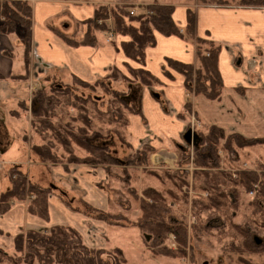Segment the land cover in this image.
Listing matches in <instances>:
<instances>
[{"label":"crops","instance_id":"crops-1","mask_svg":"<svg viewBox=\"0 0 264 264\" xmlns=\"http://www.w3.org/2000/svg\"><path fill=\"white\" fill-rule=\"evenodd\" d=\"M25 1L32 8L31 49L28 55L16 34H0V194L11 186L10 169L26 166L28 147L32 141L29 140L32 95L37 88L35 86L51 69L56 71L53 74L65 72L68 76L94 83L104 78L112 67L122 71L128 65L134 69L141 67L160 80L163 84L160 87L132 86L137 93L139 91L137 98L142 116H128L126 141L133 151L146 145L154 152L149 155L146 166L126 167L129 173L133 168L149 174V170L183 169L186 162L180 163L178 151H188L184 149L187 146L183 144L182 135L187 130L189 118L185 116L182 119L178 115L187 101L203 126L218 127L225 135L264 139V8L201 6L194 9L195 37L213 41L221 47L217 65L223 90L218 101H210L202 96L187 94L180 74L169 70L172 80L163 76L162 68L166 67L167 59L184 64L195 63L194 45L190 41L154 32L155 44L145 49L144 62L140 66L128 60L121 50V43L126 42L127 37H109L106 32H101L95 34L97 44L94 47H69L51 30L54 28L69 34L66 33L68 22L73 24L92 18L98 6L123 4L139 11L141 7L154 3L173 4V22L184 30L187 5L177 0ZM152 93H157L159 99H155ZM31 143L34 144V141ZM243 153L264 169V141L249 146ZM232 155L236 161L228 157V166L242 163L240 153ZM57 167L54 166L53 173L48 171L49 177H56ZM70 170L72 183L79 191L71 197L73 202L65 204L58 195H50L47 199V221L27 212L29 200L12 203L9 210L0 215V245H12L14 236L27 230L48 229L56 225L76 230L83 245L89 248H107L108 243L113 242L108 234L115 230V226H109L89 211L115 213L111 199L102 189L103 182L111 186L112 180L108 181L107 173L101 166L71 167ZM30 174V181L41 186L42 182L31 170ZM50 179L49 184H52ZM63 187L71 188L68 185Z\"/></svg>","mask_w":264,"mask_h":264},{"label":"trees","instance_id":"trees-1","mask_svg":"<svg viewBox=\"0 0 264 264\" xmlns=\"http://www.w3.org/2000/svg\"><path fill=\"white\" fill-rule=\"evenodd\" d=\"M177 2L184 5L196 2L204 7L264 8V0H177ZM31 10L30 3L26 1H1L2 21L0 23V34H16L23 41L26 56L28 55L29 45L31 43ZM131 10H133L132 7L123 4L98 6L92 18L76 22L77 26L85 28L82 33L74 30L70 34H65L54 28H51V30L69 47H94L97 44L95 34L109 30L106 21L110 17L112 18L113 34L115 36L128 37L126 42L121 43L123 54L128 60L140 66L144 62L145 49L155 44L154 32L163 36H175L190 41L194 45L195 63L184 64L167 59L166 67L162 68L163 76L168 80H172V75L169 72V70H172L183 77V87L187 94L202 96L210 101H218L223 90L217 65L221 47L213 41L195 37L196 15L194 10L190 8L186 10V26L184 30H181L173 22V4L161 5L154 3L146 7H141L139 11L137 10L136 15H130ZM126 67L132 79L126 78L114 67L110 69L104 78L98 79L94 83H87L75 76H69L73 85L85 87L91 92L101 89L105 95L110 97L107 103L108 106L105 112L102 113L97 111L95 107L96 103L92 102L89 97H80L68 87L62 86L63 88L61 90L51 85L46 90H43L42 87L39 88L32 95V103H36V108L32 114L34 118L33 128L35 133L39 137L41 136L40 138L43 141V138L51 140L46 143L43 142L39 146L32 145L31 149L35 155H38L44 161L55 162L58 161V158L52 151L54 143L63 144L65 147L73 144L83 150L86 155L84 158L75 157L71 149L68 148L69 160L71 162L97 164L99 166L115 165L117 159L113 157V151L106 147L108 142H101L99 146L95 145L97 141L103 140L105 137L102 136L101 132L98 131L99 129L97 130L93 123L96 122L99 124L104 122V124L110 126L107 130L108 134L128 150L126 154L127 158L122 162L124 163L123 168H121L122 172H124L122 174L123 179L121 180L122 184H124L122 186L127 192L132 193L136 198H140L134 188L130 187L129 177H123L124 175L126 176L125 168L129 166H146L149 155L154 151L146 145L133 151L126 141L125 131L128 126V116H142L139 98L136 96V99L135 94L131 95V92L134 91L133 87L136 85L152 88L160 87L163 84L158 78L141 67L136 69H132L128 65ZM193 75L195 78L194 87L192 86ZM1 79L2 76L0 75ZM119 80H121V83L127 85V92L119 89L116 90L112 86L118 84ZM185 108H190V102H185L183 110ZM69 109L79 112L78 116L68 118L67 122L61 125L58 121H63L67 117ZM164 110L166 111L165 108ZM178 117L182 119L186 118L182 113H179ZM76 123L79 124V127L75 128ZM205 127L207 128L205 129L206 131H199L198 133L200 140L198 145L193 147L194 162L197 164V167L204 166L205 158L201 154L204 152L214 154L218 146L220 144L222 145V142V147L227 151L226 155H230L233 152L239 153L240 150H245L249 145L264 141V139L262 141L246 139L239 135H225L223 130L215 126ZM98 128H101V126H98ZM243 142L248 143L247 146L243 145ZM178 153L180 155V163L186 162L189 152L178 151ZM210 156L212 157V155ZM213 158L218 160L216 155ZM168 172H172L173 177H176V180L180 183L182 179L180 175L182 176V172L177 170ZM13 174H9L10 188L0 194V215L6 213L12 203L23 202L26 198L31 197L30 200L27 199L29 200L27 212L30 215L47 221V199L50 190L34 186V184L30 185L25 180L15 178L12 176ZM238 179L239 184L246 191L258 181L255 174L244 172L239 175ZM260 184L262 190L259 191L258 197L264 203L263 173ZM142 195L150 199L151 203L148 205L142 203L140 205L141 215L129 227H135L141 232L149 231V234L153 235V255H162L160 251L155 250L158 246L163 245L168 234L175 235L178 242L182 244L180 246H183L184 231L182 227L166 223V216L170 207L166 197L153 188L144 189ZM168 197L173 201L172 195ZM116 198L121 200L122 203V199L118 194ZM181 198L183 199V197ZM122 205L123 203L118 206L121 208ZM228 206L229 204L224 206L213 205L210 201L207 206L202 207V212L205 214L209 213L208 210L211 209L222 210L221 207L227 209ZM89 211L94 213L97 219L105 221L110 226L120 228L128 227L123 225L126 222L124 220L126 219V215L122 212H126V210H119L116 214L98 212L92 209H89ZM207 219L210 218L208 217ZM199 222L201 224L195 229V234H202L210 230L209 226H206V222L201 220ZM232 229L238 234L240 242L238 245L231 244L230 248L223 246L221 248L223 258L230 260L234 258V261H237L239 264H264V261L261 263H251L245 259L246 256L258 253L260 256H264V239L254 235V231L249 232L245 226H232ZM221 233H223V229L220 230ZM254 237H258L261 240L260 245L255 243ZM235 238L237 239L236 235ZM178 254V252L167 251V255H173L174 257H177ZM8 261L9 264H127L122 251L118 248L88 249L83 245L80 235L74 230L60 226L48 229L45 234L27 230L15 236L13 253L0 252V263L4 264L8 263Z\"/></svg>","mask_w":264,"mask_h":264},{"label":"rangeland","instance_id":"rangeland-1","mask_svg":"<svg viewBox=\"0 0 264 264\" xmlns=\"http://www.w3.org/2000/svg\"><path fill=\"white\" fill-rule=\"evenodd\" d=\"M18 1L25 2V0ZM187 7L194 10L201 6L198 3L193 2L191 4H187ZM106 23L109 27V30L106 31V34L115 36L113 34L112 18L109 17ZM74 30H77L78 33H82L85 28L77 26L76 23L72 24V22H68V29L66 33L70 34L72 31L74 32ZM30 46L31 43L29 45V50L31 49ZM117 70L126 78L132 79L127 67H125L122 71L119 69ZM54 72L56 71H54L53 69L46 71V74L45 76H43L44 78H42V81H38L39 85L35 86V88H37L34 90L33 95L41 87L43 90H46L49 89L51 85L57 87L58 90H61L65 86L69 89H72L73 93L80 97H89L92 102L96 103L95 107L97 111H100L99 113L105 112L110 97L108 95H105V93L101 89H97L91 92L85 87L73 85V82L71 83V79L68 75H66L65 72H57L53 74ZM194 79L195 78L193 75V87L195 85ZM119 82L118 84L112 86H114L116 90L119 89L123 92H127V85L121 83V80H119ZM134 91V96L136 98V96L139 95V91L138 93L136 89H134ZM156 92H158V90H156ZM35 108L36 103L33 102L30 107L29 140L34 141V144L31 143L32 141L29 144L28 161L26 162L25 167L20 166L11 168L9 174L14 173L12 176L17 179L25 180L30 185L34 184V186L49 189L50 194L48 195V197L52 194H56L63 201V203L70 204L73 202L71 201V197L79 193V191L75 189L72 183L70 168L90 165L94 166L97 164H82L71 162L69 160L68 148L71 149V152L75 157L84 158L86 155L83 150L79 149L73 144L65 147V145L63 144L54 143L52 151L58 158V161L55 162L44 161L38 155H35L31 149L32 145L39 146L43 142L46 143L51 140L42 137L44 139L43 141L40 138L41 136L39 137L35 133L33 128L34 118L32 115ZM78 113L79 112L73 109H69L67 117L63 121L58 122L63 125L67 122L68 118L70 119L71 117H77ZM182 114L189 118L187 129H192L197 134L199 133V131H206L205 129L207 128L201 125L193 114L191 105L189 109L185 108V110L182 111ZM93 124L94 126H96L97 130L99 129L98 131L101 132L102 136L105 137L103 140L101 139L97 141L95 145L99 146V143L107 141L108 144L106 145V147L113 151L112 155L117 159L115 165H100L106 171L108 181L112 180L110 181L111 186L108 185V182H103L102 189L107 192L109 199H111L110 204L115 211L114 214H116L119 210H126V212H122L126 215V219H124L126 220V222H124L123 225L128 226L122 227L124 228V230H117L116 226L115 228H113L115 230H113L112 233L108 234L111 236V240H113V242H110V244L108 243V247L106 249H111L112 247H114L121 250L127 264H239L237 261H234V258L231 260L224 259L221 252V248L223 246H225V248H230L231 244L238 245V243L240 242L238 234L232 229V226H245L249 232L254 231V235H257L261 239H264V203L258 197L259 191L262 190L260 180L262 173L264 174V169L257 164L255 165L252 160L243 153V151H245L251 145L247 146L248 143H242L243 145L247 146L245 150L239 151V153L242 155V159H240V162L242 163L234 164V167L228 166L226 163L228 157L229 159L236 161L234 158L235 156L232 155L234 152L230 155H226L227 151L224 147H222L223 142L222 145L220 144V146H218L214 154H210L208 152L202 153V157L205 158L204 166L197 167V164L194 162L193 146H188L183 142V144L187 146V148L184 149H188L189 154L188 158L186 159V163L183 166V169L177 170L179 172H182V176L180 175V177L182 178L180 183L176 180V177H173L172 172H168L167 170H162V172L160 170H149L151 171V174H149L145 170L141 171L134 168L129 173L128 168H126V176L124 175L123 177H129L130 187H133L134 190L138 192L137 194L140 197L136 198L134 195H132V193L127 192V190L123 188L122 185L124 184H122L121 181L123 179L122 174L124 172H122L120 167L124 165V163L122 162H124L125 158H127L126 154L128 153V150L125 148V146L119 144L114 137L108 134L107 130L110 128V126L104 124V122H101L99 124L94 122ZM78 125L79 124L77 123L75 124V126L73 124L75 128L79 127ZM98 126H101V128H98ZM210 155H212V157ZM215 155L218 157V160L213 158ZM54 166H58V174L56 175V177H49L48 171L51 170V172L53 173ZM21 167L24 169L20 170ZM30 170L36 175L38 181L42 182L41 186L36 184L35 182L32 183L30 181ZM243 172L253 173L257 176L258 179V181L251 185L252 187L247 191L242 188L241 184H239L238 178L239 175ZM49 178H51L50 181L52 184H49ZM114 180L118 182H115ZM67 185L71 188L66 189L65 187H63ZM148 186L149 188L153 187L155 191L160 192V194L166 197V200L169 202L170 207L166 216V223L172 224L174 226H180L184 231L183 246H180L182 244L178 242V239L175 235L168 234L166 236L163 245L158 246L155 250L160 251L162 255L152 254V243L154 242V237L152 234H149V231L141 232L135 227H129L131 223H135V221H137L140 217V205L142 203H145L146 205L151 203L150 199L144 197L142 193H139ZM53 187H55V189H53ZM68 189L70 191H73L70 192L68 191ZM117 194L122 199L123 205L121 206V208L118 206L122 203L121 200H118V198H116ZM169 195H172L173 201H171V199L168 197ZM181 197H183V199ZM27 199L30 200L31 197L26 198V200ZM210 201L213 205L224 206L229 204V206L227 209L221 207L222 210L211 209L208 210L209 213L204 214V212H202V207L207 206ZM208 217L210 219H207ZM200 220L206 222V226H209L210 230L202 234H195V229L198 228L201 224L199 222ZM56 226L70 228L63 225ZM48 229H36V231H32L38 232L40 234H45L47 233ZM70 229L74 230L73 228ZM221 229H223V233L220 234ZM239 229L241 230V228ZM74 231L77 233L76 230ZM119 232L122 233L123 236L119 234ZM235 235L237 239L235 238ZM14 238L12 240V245H0V252L12 254ZM107 240L109 242V239ZM85 247L88 249H96L89 248L87 246ZM167 251L178 252L179 254L177 257H174L173 255H167ZM245 259L246 261L249 260L251 263H261L264 261V256H260L258 253L246 256ZM4 264H9V261L8 263Z\"/></svg>","mask_w":264,"mask_h":264},{"label":"water","instance_id":"water-1","mask_svg":"<svg viewBox=\"0 0 264 264\" xmlns=\"http://www.w3.org/2000/svg\"><path fill=\"white\" fill-rule=\"evenodd\" d=\"M152 96L155 98V99H159V95L157 93H152ZM182 140L183 142L188 145V146H196L198 145L199 143V136L198 134L191 130V129H187L183 135H182ZM254 241L257 245H260L261 244V240L258 238V237H254Z\"/></svg>","mask_w":264,"mask_h":264},{"label":"built area","instance_id":"built-area-1","mask_svg":"<svg viewBox=\"0 0 264 264\" xmlns=\"http://www.w3.org/2000/svg\"><path fill=\"white\" fill-rule=\"evenodd\" d=\"M137 14V11L136 10H131L130 11V15H136ZM109 37H111V34H110V36ZM108 41V40H107ZM109 42V41H108ZM192 130V129H191Z\"/></svg>","mask_w":264,"mask_h":264},{"label":"flooded vegetation","instance_id":"flooded-vegetation-1","mask_svg":"<svg viewBox=\"0 0 264 264\" xmlns=\"http://www.w3.org/2000/svg\"><path fill=\"white\" fill-rule=\"evenodd\" d=\"M134 94H135V91H132V92H131V95H134Z\"/></svg>","mask_w":264,"mask_h":264}]
</instances>
